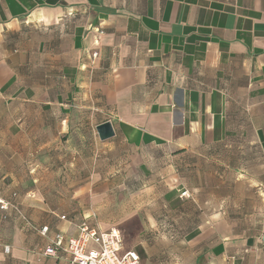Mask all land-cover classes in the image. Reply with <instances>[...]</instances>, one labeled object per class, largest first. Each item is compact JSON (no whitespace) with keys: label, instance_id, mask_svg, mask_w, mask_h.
Segmentation results:
<instances>
[{"label":"crops","instance_id":"obj_1","mask_svg":"<svg viewBox=\"0 0 264 264\" xmlns=\"http://www.w3.org/2000/svg\"><path fill=\"white\" fill-rule=\"evenodd\" d=\"M0 200V264H71L41 254L83 223L264 264V0H0Z\"/></svg>","mask_w":264,"mask_h":264},{"label":"built area","instance_id":"obj_2","mask_svg":"<svg viewBox=\"0 0 264 264\" xmlns=\"http://www.w3.org/2000/svg\"><path fill=\"white\" fill-rule=\"evenodd\" d=\"M9 208L18 210L15 205L0 200L1 211L6 212ZM46 230L43 229L41 233L45 234ZM122 246L123 238L119 230L101 232L83 223L76 237L68 240L62 236L57 237L41 256L55 258L59 251H65L71 255V264H140L139 255L133 251L122 254Z\"/></svg>","mask_w":264,"mask_h":264},{"label":"water","instance_id":"obj_3","mask_svg":"<svg viewBox=\"0 0 264 264\" xmlns=\"http://www.w3.org/2000/svg\"><path fill=\"white\" fill-rule=\"evenodd\" d=\"M97 131L102 140H107L115 135L114 128L110 122L98 126Z\"/></svg>","mask_w":264,"mask_h":264}]
</instances>
